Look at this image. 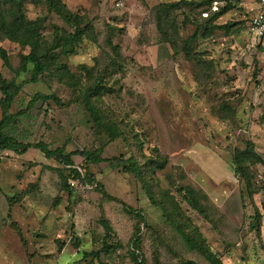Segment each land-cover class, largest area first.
Listing matches in <instances>:
<instances>
[{
    "label": "rangeland",
    "instance_id": "374dc122",
    "mask_svg": "<svg viewBox=\"0 0 264 264\" xmlns=\"http://www.w3.org/2000/svg\"><path fill=\"white\" fill-rule=\"evenodd\" d=\"M215 1L63 0L81 17L84 40L49 52L50 71L25 85L12 113L38 93H55L63 105L38 102L12 134L67 154L99 150L138 168L89 165L92 184L36 148L0 152V264H135L137 220L105 199L98 184L144 216L141 264H212L189 247L169 214L221 264H264V41L250 29L258 0H229L232 10L210 25ZM25 14L41 24L43 47L54 45L56 28L74 31L40 0H28ZM206 27L216 29L209 34ZM0 47L14 70L32 50L6 38ZM0 73L17 78L1 59ZM96 83L103 95L92 101L121 131L116 140L83 102ZM249 142L261 162H249L246 184L232 163ZM158 155L168 160L164 169L152 164ZM73 159L74 168L87 167L82 157Z\"/></svg>",
    "mask_w": 264,
    "mask_h": 264
},
{
    "label": "trees",
    "instance_id": "16d2710c",
    "mask_svg": "<svg viewBox=\"0 0 264 264\" xmlns=\"http://www.w3.org/2000/svg\"><path fill=\"white\" fill-rule=\"evenodd\" d=\"M27 1L28 0H0V40L6 38L13 41H21L23 44L29 45L32 48L28 55H23L21 57L20 67L14 70L7 51L0 47V59L7 68L15 72L17 78L24 74L30 76L28 80H24L20 83L17 81V78L8 80L0 73V92L2 94L0 107L3 112V116L0 121V152L13 151L18 155H23L26 154L31 148H36L42 154H44L46 158L54 159L62 165L71 167V172L74 175V179H86L92 184L96 183L95 176L88 168V166L92 164L97 165L103 162H116L119 166H122L126 172H136L138 166L134 162L131 163L128 160H123L120 158H103L99 150L85 149L82 152H72L67 154L64 148L53 150L48 144L43 142L38 144L24 143L18 140L12 134L14 129L18 126L20 118L25 116L31 109H33L38 102L53 101L57 105H63V102L55 93L50 95L38 93L33 98V100L30 101L27 109L21 110L16 114L12 113L16 99L24 90L25 85L30 83H40L50 71V66L46 58H49V60H53L54 58L49 52H51V50L62 48L64 42L70 43L71 45L80 44L83 42L86 35L85 29L82 27L81 17L79 15L72 14L63 3V0H40L43 5H46L51 10L57 12L68 24H71L74 29L73 32L69 33L64 29L56 28L54 45L52 47H43L38 37L40 34L39 31L41 29V24L39 22L29 21L26 17L25 3ZM228 1L229 0H219V5L224 2L227 4L221 9L218 6L217 11H215L208 20L210 25L216 19L221 18L232 10L233 6L231 3H228ZM229 27L230 26H226L225 28L229 29ZM215 29L216 27H206L204 31L206 33L212 34ZM196 37H198L197 34L194 36V38ZM187 56L195 58V55L191 50L187 52ZM100 83L94 84L91 89L85 93L83 102L85 103V106L87 107L97 127L100 130H104L112 140H116L121 136V131L117 126H114L113 124H107L105 122L100 109L92 101V99L103 95L104 89ZM247 145L248 147L246 150L236 151L232 165L234 167L235 176L241 177L246 184H249L251 182L250 171L248 169L249 162L252 160L254 164L261 162V159L254 149V144L249 142ZM74 156L82 157L85 161L84 163L87 164V167H81L82 171H80L78 168H74ZM152 164L156 168L164 169L168 164V160L158 155V157L153 160ZM83 174L85 175V179L82 178ZM97 189L101 191L105 199L121 203L124 206L125 212L137 220L138 224L136 226V234L132 240L134 248L132 251V256L135 264H141L140 254L137 252L141 250L142 238L140 234L142 233V225L146 223L144 216L136 210L128 207L122 201L108 194L106 191H104L101 185L98 184ZM151 200L156 202L153 196H151ZM164 209L167 211L166 207ZM168 219L171 221L174 228L180 232L181 236L191 249L198 251L212 264H221L217 257L209 252L207 248H205L204 241L201 238L197 237V239H195L190 237V235L185 234L181 230L180 222L176 221L174 216L169 214ZM103 224L107 231L110 232V225L106 222H103ZM15 226L19 234L22 235V232L17 224H15Z\"/></svg>",
    "mask_w": 264,
    "mask_h": 264
},
{
    "label": "built area",
    "instance_id": "2783aa9c",
    "mask_svg": "<svg viewBox=\"0 0 264 264\" xmlns=\"http://www.w3.org/2000/svg\"><path fill=\"white\" fill-rule=\"evenodd\" d=\"M260 10L258 13L252 18L250 29L252 34L260 39L261 41H264V0H260ZM219 6V2L215 1L213 2L212 10L217 11ZM205 16H208V13L204 14Z\"/></svg>",
    "mask_w": 264,
    "mask_h": 264
},
{
    "label": "crops",
    "instance_id": "0c3cea01",
    "mask_svg": "<svg viewBox=\"0 0 264 264\" xmlns=\"http://www.w3.org/2000/svg\"><path fill=\"white\" fill-rule=\"evenodd\" d=\"M259 2H260V0H258V3H257V7H258V9H257V13H258V11L260 10V3H259ZM257 13H256V14H257Z\"/></svg>",
    "mask_w": 264,
    "mask_h": 264
}]
</instances>
